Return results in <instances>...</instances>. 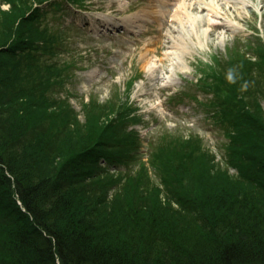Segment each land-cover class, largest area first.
<instances>
[{
    "label": "trees",
    "instance_id": "16d2710c",
    "mask_svg": "<svg viewBox=\"0 0 264 264\" xmlns=\"http://www.w3.org/2000/svg\"><path fill=\"white\" fill-rule=\"evenodd\" d=\"M31 1L21 0L27 9L13 21L7 17L10 35L0 34V264H264V52L250 57L238 49L214 58L213 72L193 84L214 96L207 112L219 124L224 161L243 194L218 196L206 184L214 177L198 171L195 179L176 172L174 189L164 157L174 141L172 152L186 139L166 135L151 144L149 160L158 178L153 183L145 165L134 170L136 151L111 152L103 139L110 133L106 124L101 130L95 125L100 131L86 139L66 134L78 122L56 95L47 34L56 46L62 40L51 24L40 23L44 12L60 5L38 8ZM38 67L42 71L29 78ZM58 119L68 121L65 132L59 130L63 134L57 133ZM73 136L79 147L70 152ZM188 154L177 160H188ZM133 181L139 186L134 193L144 198L127 207Z\"/></svg>",
    "mask_w": 264,
    "mask_h": 264
},
{
    "label": "rangeland",
    "instance_id": "374dc122",
    "mask_svg": "<svg viewBox=\"0 0 264 264\" xmlns=\"http://www.w3.org/2000/svg\"><path fill=\"white\" fill-rule=\"evenodd\" d=\"M38 1L41 2L32 0L31 3L37 2L34 7L38 8L52 2L60 5L44 12L40 23L51 24L50 28H54L62 40L61 46H56L53 37L49 40L51 36L47 34L46 42L52 47L49 57L54 72L52 77L59 89L56 95L66 100L65 104L73 109L78 122L68 128L66 134L70 130L74 136L79 134L77 139H86L90 134L97 135L106 124L110 133L103 139L111 144V152L121 156L125 151H136L138 164L134 170H138L140 164L145 165L144 169L153 183L154 180L158 182V178L154 177L147 149L166 135L186 139L172 152L174 141L164 157L174 189L178 185L176 172H190L195 179L198 171L201 177L208 173L217 177L207 178L206 184L211 182L218 196L240 197L243 194L242 188L237 187L232 178L235 170L227 167L224 161L225 147L221 146L224 137L219 124L205 117L209 113L205 108L210 109L207 105L214 96L211 92H197L189 84L197 83L201 77L213 72L216 66L214 58L236 54L238 49L247 51L250 57L256 50L264 52V0H212L219 10L222 7L219 11L221 17L218 13L213 14L216 19L212 18L208 23L198 17L189 24L183 21L182 15L193 19L194 14H188L194 8L193 4L205 3L206 0H80L81 6H75L73 0H46L43 4ZM159 1L163 4H158ZM210 3L211 0L207 2L208 5ZM232 3L240 13L238 19L232 14ZM183 4L187 13L177 14ZM26 9L27 4H22L21 0L11 3H1L0 0V23L4 22L0 25V34L6 32L10 35V29H5L7 17L12 15L10 19L13 21V15L18 17ZM200 24V30H196L194 27ZM13 25L11 22L9 26ZM32 25L34 29L38 26ZM207 26L209 32L203 34L202 30ZM18 32L22 31L18 29ZM176 49L182 50L179 61L173 57ZM171 61L176 63V70L171 86L166 87L165 81L158 76L162 72L169 75ZM33 65L39 66L40 63L34 61ZM40 71L42 67L32 70L29 78ZM179 92L183 93L180 98L169 100ZM261 105L264 108V102ZM65 111L70 110L65 107ZM112 113L121 118L114 117ZM61 115L66 117L64 113ZM70 118L73 119L72 116ZM111 119L114 124H110ZM60 122L58 119L60 129L57 128V133L63 134L68 121ZM99 124L102 125L100 130L94 128ZM112 132L113 136H110ZM74 136L70 140H73L75 148L70 152L79 147ZM70 140L66 141L65 147L71 143ZM190 145L196 146L195 150H191ZM185 152H189L188 160H177ZM215 163L217 167L209 168ZM100 164L105 165L103 162ZM130 185L126 190L127 207L142 202L144 198L134 193V189L139 187L135 181ZM184 186L188 188L186 183ZM157 187L161 189L159 184ZM153 195L151 193L148 197ZM255 205L262 209L258 202ZM248 206H253L252 200Z\"/></svg>",
    "mask_w": 264,
    "mask_h": 264
},
{
    "label": "bare ground",
    "instance_id": "6f19581e",
    "mask_svg": "<svg viewBox=\"0 0 264 264\" xmlns=\"http://www.w3.org/2000/svg\"><path fill=\"white\" fill-rule=\"evenodd\" d=\"M210 1V0H206V2L204 3H194L193 6L194 8L192 10H189L188 14H194V18H190V17H187L186 15H182V13H187V9L184 7V4L182 6H180V8L177 10V14L178 13H181L182 17L184 18L183 21L187 24H189L190 21L192 20H195L197 19L198 17H201L202 21H205V22H210L211 19H216L213 14H217L218 13V16H220L219 14V11L222 10V7H220V10H219V6H215L213 5V1L211 0V3L210 5L207 4V2ZM220 1V0H219ZM158 4H163L161 1L158 2ZM221 5V4H220ZM232 14L234 15L235 19H238V16L240 15V13L235 9V4L232 3ZM205 15L203 18H202V15ZM221 17V16H220ZM215 21V20H213ZM201 24L199 26H196L194 27L196 30H200L201 28ZM193 27H191L192 29H194ZM209 27L207 26L206 28H204L202 31H203V34L208 31L209 32ZM194 29V30H195ZM175 49V48H174ZM173 50V49H171ZM181 49H176V51L173 52V57H175V60L176 61H179L180 60V53H181ZM175 62L174 61H171L170 64H169V68H168V73L169 75H166L165 73H161L160 76H158V79H160L161 81H165V83L167 84L166 87L168 86H171V83L173 81V75L175 74ZM180 70V69H179ZM184 72V71H183Z\"/></svg>",
    "mask_w": 264,
    "mask_h": 264
}]
</instances>
